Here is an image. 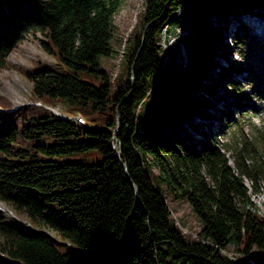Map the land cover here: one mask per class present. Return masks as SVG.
I'll return each mask as SVG.
<instances>
[{
	"label": "trees",
	"instance_id": "16d2710c",
	"mask_svg": "<svg viewBox=\"0 0 264 264\" xmlns=\"http://www.w3.org/2000/svg\"><path fill=\"white\" fill-rule=\"evenodd\" d=\"M121 4L0 0V69L22 74L41 103L15 107L0 95V202L33 227L0 211V264H250L222 251L264 250V214L252 199L264 180V130L220 142L218 134L243 123L233 110H216L217 82L202 79L215 72L236 108L250 98L230 78L242 66L221 61L232 37L234 46L245 39L236 30L246 27L241 18L264 15V0H144L141 32L121 57L127 79L121 72L115 87L98 56L111 52ZM185 7L195 32L185 47L193 66L166 70L158 39ZM30 34L43 37L54 64L8 59ZM248 43L256 44L253 36ZM151 92V106L139 112ZM57 105L69 118L51 111ZM214 114L223 124L208 121ZM93 150L99 160L81 161ZM163 187L198 216L197 240L174 225Z\"/></svg>",
	"mask_w": 264,
	"mask_h": 264
},
{
	"label": "rangeland",
	"instance_id": "374dc122",
	"mask_svg": "<svg viewBox=\"0 0 264 264\" xmlns=\"http://www.w3.org/2000/svg\"><path fill=\"white\" fill-rule=\"evenodd\" d=\"M143 1L144 0H122L120 9L113 18L114 31L111 41V52L109 55L98 56L99 67L107 72L110 79L114 81L115 87L117 86L116 76H119L121 72V79L124 81L127 79V67L126 70L125 68L122 70L125 58H123L122 63H120L121 57L123 56L124 45L127 44V42L131 44L133 36L135 34L139 35L141 32ZM191 16V8L185 7V11L182 13L181 17L171 22V24L168 25V29L164 28L161 31L158 43L162 48V52H160L162 67L166 70H185L193 66L185 48L195 34ZM244 16L241 19L246 27L242 28L239 26L236 30L243 32L245 39L239 46H234L232 44L234 42L233 37L230 42L231 32L229 35L225 34V43L226 41L228 43L230 42L229 44L232 46L227 61L222 60L221 64L239 63L242 66L237 73L231 72L232 75L230 78L238 80L243 89L250 91V98L246 101L243 100L242 107L236 108L233 105L232 98L225 95L229 86L223 84L224 86L222 88L220 82L216 80L217 74L214 71L217 69H212L214 73L209 78H205L204 76L202 79V82L209 86L217 82V87L213 89V95L210 97L211 104L215 106L216 110H219V108L220 111L222 109L223 111L228 109L233 110L235 111V114H233L234 117H237V119L243 123L240 129H238V126H235V130L227 132L229 133L227 135L218 134L217 138L220 142L228 139L232 140V137H242L243 135L250 139L256 136L257 130H264V94L254 91L255 87H260L264 92V15L257 17L254 14H245ZM210 22L214 28L217 26V21L213 14L210 15ZM234 28L235 26L233 25L232 30ZM252 36L256 41L255 45H250L248 43L249 38ZM41 38L43 37L39 34L34 36L31 34L28 35L17 49L10 53L8 59L13 63H19L26 67H32L39 63L51 66L55 63L54 58L42 50L40 44ZM127 47H129V45ZM130 49H132V45ZM127 51L128 50H126V52ZM251 71H254L255 74H252ZM30 90L31 83L22 74L17 73L13 68L0 69V95L5 97L13 106L18 107L29 103L40 105L41 103L39 101H33L31 99ZM151 96H153L152 92L148 94L146 103L138 110L139 112L151 106ZM50 109L57 115L66 116L60 105ZM205 109L209 113L215 112L211 106H207ZM241 113L242 116H240ZM214 115L216 116V114ZM215 116L210 117L208 121L212 125L223 124L224 120H219L217 116ZM195 119L198 121L197 118ZM196 120H194V122H197ZM181 136L186 137L184 134H181ZM100 158V154L96 150H93L81 156V161L94 162ZM163 189L167 204L171 210V217L174 225L181 229L187 239L197 240L198 231L201 227L198 216L193 212L190 205L185 200L175 199L165 187H163ZM252 199L259 212L264 214V180L260 182V192L252 194ZM0 211L4 213L8 222L24 223L27 228H33L24 216L17 215L6 204L1 202ZM222 252L239 261H246L250 264H264V250L257 247H254L248 255H243V253L235 251L232 248H227L226 251L223 250Z\"/></svg>",
	"mask_w": 264,
	"mask_h": 264
},
{
	"label": "water",
	"instance_id": "95a60500",
	"mask_svg": "<svg viewBox=\"0 0 264 264\" xmlns=\"http://www.w3.org/2000/svg\"><path fill=\"white\" fill-rule=\"evenodd\" d=\"M65 118V117H64ZM116 131V128L114 129V132ZM115 147V146H114Z\"/></svg>",
	"mask_w": 264,
	"mask_h": 264
},
{
	"label": "bare ground",
	"instance_id": "6f19581e",
	"mask_svg": "<svg viewBox=\"0 0 264 264\" xmlns=\"http://www.w3.org/2000/svg\"><path fill=\"white\" fill-rule=\"evenodd\" d=\"M245 17V16H244ZM224 102V101H223Z\"/></svg>",
	"mask_w": 264,
	"mask_h": 264
}]
</instances>
